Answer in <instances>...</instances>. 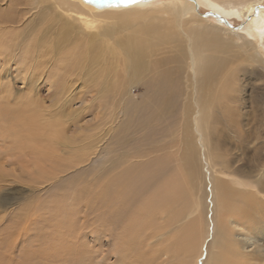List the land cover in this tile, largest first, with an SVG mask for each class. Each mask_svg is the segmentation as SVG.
Listing matches in <instances>:
<instances>
[{
  "label": "rangeland",
  "instance_id": "374dc122",
  "mask_svg": "<svg viewBox=\"0 0 264 264\" xmlns=\"http://www.w3.org/2000/svg\"><path fill=\"white\" fill-rule=\"evenodd\" d=\"M68 1L0 0V14L22 20L13 28L28 34L24 45L48 52L39 69L25 65L21 55L0 68L11 84L9 100L50 108L46 126L67 145L58 159L50 154L48 172L37 165L32 175L22 172L25 164L6 167L0 202L4 191L9 202L0 209V241L13 243L12 263L58 264L41 257L67 240L87 255L80 261L65 253L66 264H171L163 246L168 242L177 258L170 235L194 222L196 233L207 237L198 264L234 257V264H245L243 254L255 253L256 264H264V47L251 24L259 16L226 17L199 0L192 2L199 19L189 22L164 7L186 0H144L138 9L141 3L120 5L118 16L105 13L112 7L104 0ZM91 13L98 20L85 27L82 15L91 20ZM80 29L86 34L79 35ZM104 29L115 38L87 39L88 31ZM215 36L226 46L220 52L214 41L208 47ZM67 81L78 89L74 99L65 93ZM6 161L0 159V166ZM226 182L230 191L241 192L235 206L250 210L245 227L216 210L237 198H218L216 187ZM177 185L183 216L166 228L168 214L156 220L144 206L159 190L172 192ZM118 210L125 216L117 217ZM117 219H135L128 236L120 234ZM151 231L160 234L151 239ZM191 256L181 255L185 262Z\"/></svg>",
  "mask_w": 264,
  "mask_h": 264
},
{
  "label": "bare ground",
  "instance_id": "6f19581e",
  "mask_svg": "<svg viewBox=\"0 0 264 264\" xmlns=\"http://www.w3.org/2000/svg\"><path fill=\"white\" fill-rule=\"evenodd\" d=\"M61 1H64V2L66 1L69 3L68 0H61ZM200 1H204L206 3V5H208L211 10H213L214 12H218V13L226 16V17L235 16V17H238L239 19L240 18L244 19V17L246 18L248 16H249V18H250V16H252L251 18H253V16H255V15L259 16V18L257 20H255V18H256L255 17L253 23H251V24H252V28H254L256 30V32H253L254 35L256 33V36L258 38H262L260 46L264 47V11L262 10L260 13L258 11V8H260V5H261V3H263L264 0H200ZM192 2H195L198 4L199 0H186L185 3H182V4L180 3V5L170 4V6L164 5V7H166V8L171 7L170 10H168L167 12H170L173 15V17L177 18L179 21H183L184 19H189V22H192V21H194L195 18L199 19V16H198L199 12L196 9V6L192 4ZM145 5L146 4H142V3L138 4L137 9L139 6H145ZM111 7H112V10L110 9ZM111 7L109 8L110 10H107V12H105V13L110 14V15L114 14V15L118 16L119 14L116 11V9H117V8H115L116 6H111ZM44 10H46V9H44ZM163 10H165V9H163ZM164 12H166V11H164ZM126 13H129V12H126ZM160 13H161V11H160ZM96 16H97L96 14L91 13L90 17H91V20H93V21H91V20H85V19L83 20V15H82V21L84 22L85 27H87V25L94 24L95 22H97L98 19L96 18ZM124 16H127V15H124ZM85 17L88 18L87 16H85ZM18 20L19 19L15 18V14L7 15V16H4V14H0V68L2 67L1 69H4L6 66L16 64L15 63L17 61L16 57L18 55H21L22 60L25 61L24 63L27 66H30V67L33 66L37 69L45 66V64L40 62V59L44 58L46 55H48V52H46V50H38L37 51L36 48L34 50H32V49H29L28 46L24 45V43L29 44L27 42L28 41L27 39H29L28 38L29 36H28V34H26L24 32H23V34H21L20 32H15L13 27L16 26L18 28V26H20V22L22 21V20H20V21H18ZM66 24H68V23H66ZM179 27L183 28L184 25L180 22ZM247 30H249V29H247ZM78 31H79V35L86 34L84 30H83L84 32L82 31V29H80ZM88 32L87 33L91 36H87L88 37L87 39H90V38H92L94 40L108 39V41H109V39L115 38V36L112 35V33H113L112 30H107V29H104L103 31L100 30V32H98V34L91 33V31H88ZM229 32L234 34L233 30H230ZM248 32H249L248 35L249 34L252 35V33H251L252 31H248ZM161 36H163V35H161ZM88 41H90V40H88ZM212 41H214V48L216 51L220 52V50H223L224 47L226 48V46L223 45L222 41L217 36L211 38V43L208 44V47L210 45H212ZM47 51H49V50H47ZM190 56L192 59V67L191 68L194 71L193 65L195 62V55H194V52L192 50L190 52ZM6 79H7V77L4 75L3 70H0V141L2 143V145H0V159L2 161H3V159L5 161L7 160L5 162V164L2 165L4 167L0 166V188H2L3 183H8L9 173H8V171H6L7 166L18 165L21 167L22 164H25L24 166H22V172H24V173L29 172V173H31V175L33 174V171H34V169H32L31 167H34V165L35 166L37 165L38 169H40V170L43 169L44 171L48 172L47 166H48V163L50 160V154H51L52 158L54 157L55 159H58L59 155H63V152L66 149L65 147H67V145L61 143L60 138L58 139L55 136V134L52 133V131H50L49 128L46 126V123L48 122L49 118L53 117V115H51L52 112L50 111V108L44 107L43 105H40L38 103L36 104V102L32 103L31 99H29V101H25V99L22 100L18 106L11 104L12 100H9V98L11 97L10 96V88H11L10 85L11 84H10V82L5 83ZM67 82L68 83L65 86V93L68 94V97L74 99V97L77 95L74 92L78 89L77 88L75 89V87H74L75 85H73L72 82H69V81H67ZM70 102H72V100H70L68 103H70ZM64 107H65V105H64ZM69 120L73 121L72 118H70ZM71 124H75L73 127L78 126V123H76V122L75 123L72 122ZM198 124H199V122H198ZM79 128H80V126H79ZM58 133H60V132H58ZM71 148H73V147H71ZM2 153H4L5 155H3ZM221 173H223V175L230 177V175L226 174L225 172H221ZM14 175L15 174L12 173V174H10V177L14 176ZM188 175H190V174H188ZM40 176H42V175H40ZM16 179H17V177H16ZM234 182H235V184L239 185L240 187L243 186V187H254L255 188V186H253L252 182H239L237 180H234ZM226 184H227V182H226ZM151 185H153V182L149 183V187ZM191 185H193V184H191ZM230 187L228 186V184L226 186H222V185L218 184V187H216L219 190L218 198L221 196V198L223 197V199H224L225 196H232V195H235L237 197L234 200L229 201L228 204L227 203L224 205L222 204V208H221V204H220L219 207L217 206L216 210H218L219 213H220V211L224 212L223 215L226 214L228 216V217H226L227 219L238 220L241 227H245L247 224L246 222L248 221V219L251 215V213L249 212L250 210L248 208L240 207V203L238 206H235L234 202H236V200L241 199V198H239V196H237L241 192L236 190V189H235V191L232 192L229 189ZM142 188H144V187H142ZM192 188H193V186H192ZM213 188H214V186H213ZM177 190H178V192L180 191L179 185H177L172 192L167 191L165 188L162 191L157 190L158 192L156 193V195L150 201H147V204H145L144 211H145L146 205H149V206L147 208V211H145L144 213H146L151 218L153 216H154V218L156 217V220L162 219V217L164 215L168 214V217L164 223L166 228L167 227H173L176 224L180 223L181 217L183 216V213L180 212V214H179V212H178V208H179L178 198H179L180 194L178 195ZM141 192H142V190H141ZM4 193H6V192L4 191L1 194V197H2L1 200L2 201L0 202V204H1L0 209H3L4 206L6 204H8V202H9L8 197L5 196ZM190 194L191 193L182 194V196L185 198H188L190 196ZM216 194H217V191H216ZM158 195H159V197L156 199V197ZM215 200H216V198H215ZM227 200H231V199L229 198ZM250 201H252V200H250ZM126 202H130V201L126 200ZM240 202L243 203L242 201H240ZM151 204H153V205H151ZM185 204L187 205V207H189V205H190L188 203H185ZM126 205L129 206L130 203L126 204ZM186 209L188 210V212L192 211V208H186ZM142 210H143V208H142ZM262 211H264V210H262ZM118 212L119 213L116 214L117 217H120V215L122 217L125 216V213L123 211L121 213V211L118 210ZM173 213L175 214V216L172 218L171 214H173ZM135 219H133L132 221L130 219V221L127 220L124 222L123 221L121 222L120 221L121 219H117L118 224H121L123 226V227L121 226L122 228L120 229V230H122L120 233L122 236H128L129 230L133 229V227L135 226V223L132 224V222H135L134 221ZM226 220H224V223H226ZM136 223H138V222H136ZM0 224H1V220H0ZM138 227H137V231L139 230ZM142 227L144 228L145 226L142 225ZM195 228H196V226L194 225V222H190V223L186 224L185 226H183L181 229H179L177 232H175L172 236L170 235V238H172L174 240L176 250L178 251L177 258L172 257V255L170 254L171 247H169L167 245L168 242H167V244H165L163 246V253H161L162 256H165V255L168 256L169 261H171V264H174L172 262H175V263L178 262V264H198L199 259L202 257V255L205 252L203 248H204V243L206 242L205 239H207V237H205V233H204V236H202V234L200 232L196 233ZM148 230H151V228H146V231H148ZM2 232H4V230L2 231L0 229V237L2 235ZM159 234H160V232L158 233V232L153 231V233H152V231H151V233L148 236L152 239V238H155ZM182 235H184V238L182 239L181 243L179 244L178 239ZM162 236L164 237L166 235L162 234ZM8 238H10V237H8ZM66 241L62 240L60 242L61 246L58 245L59 247L58 246H56V247L50 246L48 248L46 247L47 249L44 250V252L46 253L44 257H41L42 252L41 253L39 252L38 254H41L40 256L38 255V258L41 257L40 262H43V260L46 261L47 257H50V260H52V262H54V260H56V261H58V264H66L67 260L64 258L65 253L71 254L72 258L75 257L77 260H80V261L84 260L85 259L84 255H87V254L85 251L82 250L81 246L77 243H75L73 245H68L66 243ZM7 243H4V241H2V240L0 241V264H13L12 263L13 258L10 255L13 243L10 245H7ZM193 250H195L194 253H193ZM197 250L200 251V253L198 252L199 255H197L195 257L194 255H196ZM128 251H129V249H128ZM241 251H243V250H241ZM241 251H240V253L242 255ZM191 253H192V256L190 257L191 258L190 261L185 262L183 260V258L181 257V255H183V254L190 255ZM241 255H239V256L241 257ZM243 255L244 256L242 258H240L238 256V259L239 258H240V260L242 259L243 263H245V264H256V259H258V258H256V257H258V256H256V253H255V255L254 254H251V255L243 254ZM254 256H256V257H254ZM57 257H59V258H57ZM234 258H236V257H234ZM234 258L232 260L228 259L229 263L227 261L225 264H234V262H235V261L233 262V260H235ZM68 262H69L68 264H71V262H73V261H68ZM235 263H238V260ZM37 264H38V262H37ZM75 264H77V263H75ZM167 264H169V263H167Z\"/></svg>",
  "mask_w": 264,
  "mask_h": 264
},
{
  "label": "snow or ice",
  "instance_id": "6c2138e0",
  "mask_svg": "<svg viewBox=\"0 0 264 264\" xmlns=\"http://www.w3.org/2000/svg\"><path fill=\"white\" fill-rule=\"evenodd\" d=\"M104 2L108 3L111 6H130L133 4H138L144 2V0H104Z\"/></svg>",
  "mask_w": 264,
  "mask_h": 264
}]
</instances>
